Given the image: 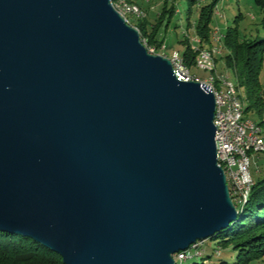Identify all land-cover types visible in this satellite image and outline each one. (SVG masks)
Here are the masks:
<instances>
[{"label": "water", "instance_id": "water-1", "mask_svg": "<svg viewBox=\"0 0 264 264\" xmlns=\"http://www.w3.org/2000/svg\"><path fill=\"white\" fill-rule=\"evenodd\" d=\"M215 110L111 0H0V231L64 264H177L239 214Z\"/></svg>", "mask_w": 264, "mask_h": 264}, {"label": "trees", "instance_id": "trees-1", "mask_svg": "<svg viewBox=\"0 0 264 264\" xmlns=\"http://www.w3.org/2000/svg\"><path fill=\"white\" fill-rule=\"evenodd\" d=\"M187 1L189 3V29L191 27L190 19L193 7L199 5L200 0ZM220 1L212 0L211 3L201 7L195 26V39L198 44L193 46V50H191L190 41L184 39L186 47L180 56L190 70L192 67H197L196 59L201 50H212V48L203 46L199 37L205 45L210 44L215 11ZM135 2L137 1L135 0ZM254 2L260 10V26L264 31V0H254ZM177 10L176 0H165L155 23L144 19L145 16L144 20L136 19V25L131 24L130 21L129 24L139 30L143 44H146L144 42L145 39L149 45L159 48L164 45L166 48L164 43L165 37L161 36L163 35V28L164 30L169 28V25L177 14ZM240 17L236 18V23H238ZM222 35L221 41L223 43V37H225V45L229 49V53L225 56L226 65L227 68H231L235 72V87L239 93L241 103L244 105L245 116L261 127V137L264 140V85L261 80L264 64V35L252 39L242 37L238 27H228ZM147 49L154 54V49L148 46ZM217 58L218 56L215 58V61ZM215 83L218 87L220 86L218 78L215 79ZM242 90L245 91L246 99L243 96ZM251 114L259 117L260 121L256 122L251 119L249 117ZM254 182L255 184L250 192L247 203L242 208H238V218L228 228L211 238L218 241L224 247H232L233 255L231 258L234 260L233 264H251L254 261L264 259V176L259 177ZM199 243L200 247L198 249L201 247L203 249L205 241H200ZM190 250H193V252H190ZM186 252L195 253L197 250L191 247ZM218 255H221V253H218ZM176 260L177 264H207L211 260V255L200 252L196 256L188 257L183 262L178 260V256H176ZM0 264L64 263L61 256L33 239L0 231ZM212 264L232 263L221 258L218 260V263L213 262Z\"/></svg>", "mask_w": 264, "mask_h": 264}, {"label": "rangeland", "instance_id": "rangeland-1", "mask_svg": "<svg viewBox=\"0 0 264 264\" xmlns=\"http://www.w3.org/2000/svg\"><path fill=\"white\" fill-rule=\"evenodd\" d=\"M129 1L143 8L146 14V17L144 19H148L149 22L155 23L158 14L161 12L165 0H151L150 6H155L158 8H150V7L144 8L142 3L145 2V0H136L137 2H135V0H129ZM148 2H150V0ZM211 2L212 0H200V4L193 7L191 19H190L191 27L188 29L189 3L187 0H176V4L178 8L177 14L173 18L171 24L169 25V28L167 30H164L163 28V32H162L163 35H161L165 37L164 43L166 46V48L164 47L163 54L161 53L162 46L159 48L153 45H149L145 39L144 42H146L148 47L154 49L153 53L155 55L162 54L161 56H163L164 54H166L165 57L169 59L172 57V55L175 52L183 54L186 47V45L184 44V39H188L190 41L192 48L191 50H193V46H196V44H198L196 42L197 40L195 39L196 36L195 26L199 15V11L202 6ZM238 16L241 17L240 19H238V23H236L235 20ZM130 22L131 24L136 25V20L131 19ZM213 23H214L213 29L209 41L210 44L205 45L200 37L199 39L203 46L212 48V50L215 49L216 47L218 48V46L219 48H223L222 55H219L217 60L215 61V63L217 62L216 64L217 69L215 72H210V71L201 70L197 67H192L191 73L202 79H208L211 76H215L219 78L225 77L228 83L232 84L233 86H236L235 72L233 69L227 68L226 65L225 56L229 53V49L225 45V37H223V43L221 42V44L220 43L218 44L215 41L216 38H214V36L216 34L217 37L220 35L223 36L222 33H224L228 27H238L242 37L252 39L255 37L263 36L264 31L260 26L261 23L260 10L256 6L254 0H221L217 4ZM261 80L264 85V64L261 72ZM242 93L244 98L246 99L245 91L242 90ZM249 117L256 122L260 121V118L255 116L254 114H251ZM251 162H252L251 170H252L253 178L256 180L261 176L263 177L264 153H259V154L252 153ZM202 250L203 252H205V254L211 255V260L207 264H212L213 262L218 263V260L221 258L226 259L232 264L234 263V260H232L231 258V256L233 255V249L231 246L224 247L222 244L218 243V241L208 239L205 241V243H203ZM190 252H193V250H190ZM218 253H221V255H218ZM251 264H264V259L259 261H254Z\"/></svg>", "mask_w": 264, "mask_h": 264}, {"label": "built area", "instance_id": "built-area-1", "mask_svg": "<svg viewBox=\"0 0 264 264\" xmlns=\"http://www.w3.org/2000/svg\"><path fill=\"white\" fill-rule=\"evenodd\" d=\"M164 45L161 47L163 54ZM150 53H152L150 51ZM173 63L175 74L182 75L183 78L190 79L201 84L204 81L193 80L191 75L177 65V59H170ZM205 86H207L205 84ZM208 87V86H207ZM210 90L211 88L208 87ZM215 96L216 110L214 123L216 125V145L218 161L224 169L227 177V184L230 190V196L237 207L238 201H242L248 196L250 190V181H255L252 174L251 154L260 153L261 137L252 135V127L238 125L236 122V108L223 107L219 102V96ZM203 252L202 247L195 253L183 252L185 260Z\"/></svg>", "mask_w": 264, "mask_h": 264}, {"label": "bare ground", "instance_id": "bare-ground-1", "mask_svg": "<svg viewBox=\"0 0 264 264\" xmlns=\"http://www.w3.org/2000/svg\"><path fill=\"white\" fill-rule=\"evenodd\" d=\"M111 3L114 9L127 19L128 23L131 19H134V20L143 19L146 16L143 8L136 5L135 3H131L129 0H111ZM214 38H216L215 41L218 44L219 43L221 44L222 42L221 35L217 37V34H216ZM222 49L223 48H219L218 46V48L216 47L213 50H201L198 53V56L196 59L197 68L204 70V71L215 72L217 69L215 58L219 55H222L223 53ZM165 55L166 54H164L163 56L165 57ZM173 58L177 59V65L180 66L185 71H187V73L191 75L193 80L204 81V84L202 85L205 86L206 84L208 87L211 88V91L213 92L214 95L219 96V102L222 104L223 107H235L236 108V111H237L236 112V122L238 123V125H245V126H255L256 125L257 127H252V135H255V137H261V133H262L261 127H259L252 120L246 118L245 108H244V105L241 103V100L239 98V93L236 87L228 83L225 77L219 78V77L211 76L208 79L199 78L191 73V70L187 67V65L184 63V60L179 54L174 53L170 59H173ZM172 66H173V63H172ZM175 75L180 81H184V82L191 81L190 79L183 78L182 75H179V74H175ZM216 78H218L219 80V85H220L219 87L215 83ZM263 152H264V140L261 137L260 153H263ZM254 184H255L254 181H250V190H248V196L244 197L242 201H238L237 208H242V206H244L247 203L250 192L252 191ZM199 242L200 241L196 242L191 247H193V249L195 250H198V248L200 247ZM176 256H178V260H180L181 262L185 261V257H183V252H180L177 255H175V259H176Z\"/></svg>", "mask_w": 264, "mask_h": 264}, {"label": "crops", "instance_id": "crops-1", "mask_svg": "<svg viewBox=\"0 0 264 264\" xmlns=\"http://www.w3.org/2000/svg\"><path fill=\"white\" fill-rule=\"evenodd\" d=\"M148 1L149 0H145V2L142 3L144 8H148V7H150V8H158V7H155V6H150L151 0H150V2H148ZM175 53L180 55V53H178V52H175Z\"/></svg>", "mask_w": 264, "mask_h": 264}]
</instances>
